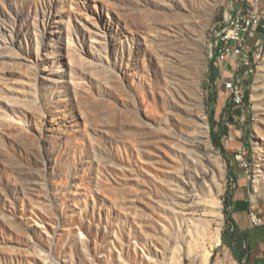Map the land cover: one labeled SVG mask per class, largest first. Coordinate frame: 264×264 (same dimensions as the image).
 Instances as JSON below:
<instances>
[{"label":"rangeland","instance_id":"1","mask_svg":"<svg viewBox=\"0 0 264 264\" xmlns=\"http://www.w3.org/2000/svg\"><path fill=\"white\" fill-rule=\"evenodd\" d=\"M259 3L211 122L216 42L250 0H0V264H213L227 192L264 231Z\"/></svg>","mask_w":264,"mask_h":264},{"label":"built area","instance_id":"2","mask_svg":"<svg viewBox=\"0 0 264 264\" xmlns=\"http://www.w3.org/2000/svg\"><path fill=\"white\" fill-rule=\"evenodd\" d=\"M259 5V0H250V7L247 11H238L228 18L224 30L219 34L216 42V60L218 63L229 65L232 70L237 71H245L250 67V58L246 46L248 38L252 37L260 26L262 15ZM225 85L232 96L233 103L240 105L242 97L237 86L230 79ZM251 216V222L256 224L255 216L253 214Z\"/></svg>","mask_w":264,"mask_h":264},{"label":"trees","instance_id":"3","mask_svg":"<svg viewBox=\"0 0 264 264\" xmlns=\"http://www.w3.org/2000/svg\"><path fill=\"white\" fill-rule=\"evenodd\" d=\"M240 72H244L241 70ZM220 78V69L216 63V54H215V60L210 63V75L208 77L209 82V88L211 89V94L208 97V110H209V117L210 121H213V115H214V104L216 101V82ZM235 104L233 103L232 99L229 100V102L226 104L222 111L223 116L228 117L229 122H233L231 112L234 108ZM213 124V123H212ZM228 133V128L226 125L222 124L221 122H218L215 127H212L211 130V137H212V143L213 145L219 149L222 153L225 154V148L223 147L221 143V139L226 136ZM230 178V177H229ZM232 178L237 179L236 176H232ZM233 205V199L230 194V192H227L225 201H224V214H225V229L223 232V235H228L231 239V241H234L237 243L235 247H233L234 257L236 261L239 264H244L243 259L248 254V247L244 245V242L247 239V232H239L237 225L235 221L233 220L231 216V212H229L228 208ZM235 228V230L233 228ZM222 242L224 243V240L222 239Z\"/></svg>","mask_w":264,"mask_h":264},{"label":"crops","instance_id":"4","mask_svg":"<svg viewBox=\"0 0 264 264\" xmlns=\"http://www.w3.org/2000/svg\"><path fill=\"white\" fill-rule=\"evenodd\" d=\"M233 220L235 221L239 232H247V239L244 245L248 247V254L243 259L244 264H264V231L253 230L249 227L246 210L239 207H235L231 211ZM233 228V227H232ZM235 230V228H233ZM228 235H224L220 246L216 248L214 253L213 264H239L233 252V247L237 245L234 241H231ZM214 244H218V238L215 239Z\"/></svg>","mask_w":264,"mask_h":264}]
</instances>
